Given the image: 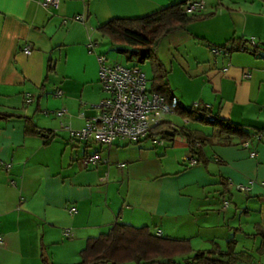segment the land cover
Returning <instances> with one entry per match:
<instances>
[{
  "label": "crops",
  "instance_id": "1",
  "mask_svg": "<svg viewBox=\"0 0 264 264\" xmlns=\"http://www.w3.org/2000/svg\"><path fill=\"white\" fill-rule=\"evenodd\" d=\"M181 1L59 0L53 9L42 0H0V264H43L42 256L53 264L76 263L86 240L116 222L186 238L193 250H225L234 240L235 251L247 255L240 264H264V254L256 252L259 237L251 236L255 225L264 226L263 1L195 0L203 4L198 13L214 14L184 30L206 41L198 43L205 51L194 61V75L203 78L196 105L243 126L251 134L248 146L240 135L220 143L210 137L211 126L184 118L176 125L167 115L164 121L207 138L199 162L190 165L186 139L172 131L165 140L178 135L179 145L118 138L106 146L72 138L60 123L81 128L105 96L97 27ZM208 3L215 11H206ZM79 14L84 21L74 19ZM231 38H245L257 51L213 53V46ZM89 42L96 43L92 50ZM60 108L65 113L57 117L53 111ZM94 153L108 164H86ZM225 199L239 211L238 222L226 214Z\"/></svg>",
  "mask_w": 264,
  "mask_h": 264
},
{
  "label": "trees",
  "instance_id": "2",
  "mask_svg": "<svg viewBox=\"0 0 264 264\" xmlns=\"http://www.w3.org/2000/svg\"><path fill=\"white\" fill-rule=\"evenodd\" d=\"M187 1L189 0L173 3L139 17H113L99 25L96 30L107 37L113 45L126 44L140 48L141 60L152 58L155 61L151 89L164 97L174 113L184 119L211 126L213 132L210 137L215 136L220 143H230L233 135H240L247 142L251 134L243 126L209 112L206 107L197 105L186 107L170 89L165 68L155 57V47L163 37L178 31H186L190 23L214 14L187 13L184 11ZM195 38L206 42L204 39ZM213 48H219L228 54L239 50L255 53L258 45L254 44V47H250L245 38H231ZM170 124L171 122L168 121L161 122L151 130L147 138L169 139V131L178 133L186 139L190 154L195 159V164L198 163L201 147L207 138L197 135L185 126L170 129ZM251 236L259 237L256 252L259 255L264 254V226L255 225V232ZM235 246L236 242L230 240L225 250L215 246L194 251L190 240L186 238L157 236L146 226L137 227L116 222L107 231L89 237L80 250V260L71 264H240L247 255L236 252ZM42 263L53 264L45 256H42Z\"/></svg>",
  "mask_w": 264,
  "mask_h": 264
},
{
  "label": "built area",
  "instance_id": "3",
  "mask_svg": "<svg viewBox=\"0 0 264 264\" xmlns=\"http://www.w3.org/2000/svg\"><path fill=\"white\" fill-rule=\"evenodd\" d=\"M42 4L45 7L58 9L59 0H42ZM202 5V1L189 0L184 5V11L187 13L197 12ZM74 19L84 21L85 16L79 14ZM95 45V42H89L88 48L92 50ZM23 50L26 54L31 52L30 46H26ZM212 51L214 54H228L219 48H213ZM96 57L99 67V84L105 96L97 105V113L90 118H85L81 128L74 130L69 124L64 125L60 122L69 131L72 138L106 146H110L118 138L129 142H139L147 138L151 130L159 126L167 115L174 113L161 94L151 88L148 89L146 75L138 66L108 63L105 55L102 54H97ZM243 77H249V73L244 72ZM54 95L61 96V89H56ZM53 112L57 117H61L65 113V108ZM79 116L84 117V114L79 113ZM184 121L187 120L184 119ZM174 128L176 125L171 123L170 129ZM151 140L153 144L163 143V139L160 137H154ZM248 144V142L244 143L245 146ZM186 161L190 165L195 164V159L192 156ZM85 163L107 165L108 158H102L99 154L94 153L86 157ZM106 174L102 176V180L106 179ZM238 188L242 191L246 190L245 186ZM227 205L228 203L225 202L224 207ZM70 211L75 212V209L71 208ZM68 233L69 230L65 229L64 234L67 236ZM155 234L160 236L161 232ZM2 243L3 239L0 236V244ZM243 264L259 263L249 261Z\"/></svg>",
  "mask_w": 264,
  "mask_h": 264
},
{
  "label": "rangeland",
  "instance_id": "4",
  "mask_svg": "<svg viewBox=\"0 0 264 264\" xmlns=\"http://www.w3.org/2000/svg\"><path fill=\"white\" fill-rule=\"evenodd\" d=\"M220 3L226 4L228 1L221 0ZM206 9L205 10L208 12L215 11V6L208 3ZM96 31L97 30H95V32ZM94 38L99 44L98 47L100 51L107 56L108 62H120V64L124 66H138L146 75L148 89L151 88L152 78L154 75L153 63L155 62L152 58H145L144 60H141L140 48H134L126 44L113 45L107 37L103 36L98 31L95 33ZM198 43H200V45L201 43L204 45L203 42L196 40L194 37H188L185 31H181L166 35L155 47V57L165 68L166 78L170 85V89L186 107L201 104L200 86L203 78L200 73L196 74L197 76L194 75L193 71L195 70L194 61L197 57L201 56V53L205 51L203 50L205 48L199 46ZM263 43L264 42L261 43V46H263ZM39 111L41 113L43 109H40ZM172 118L176 125H178V123L183 124L182 117L177 113H173ZM191 123H194V121ZM163 141L165 142V145L172 142L179 145L180 138L176 135L172 142L165 139H163ZM161 148H163V146L158 147L157 149L159 150ZM225 201L229 203V207L225 210L226 214L231 213L229 216H232L233 220L238 222L240 217L239 211H234V207L229 200L225 199ZM222 203L224 204V202ZM231 232L234 234L236 233V238L238 239L245 237L242 236L239 231L236 232L231 230ZM256 238L258 239V237ZM223 243L224 242L222 240L221 244ZM193 246L195 247L197 245L193 244ZM239 246H241V243H239ZM206 248H209V246ZM251 248L252 247H249V249Z\"/></svg>",
  "mask_w": 264,
  "mask_h": 264
},
{
  "label": "water",
  "instance_id": "5",
  "mask_svg": "<svg viewBox=\"0 0 264 264\" xmlns=\"http://www.w3.org/2000/svg\"><path fill=\"white\" fill-rule=\"evenodd\" d=\"M263 46H264V43H263Z\"/></svg>",
  "mask_w": 264,
  "mask_h": 264
}]
</instances>
